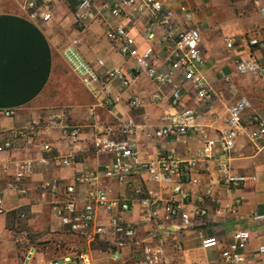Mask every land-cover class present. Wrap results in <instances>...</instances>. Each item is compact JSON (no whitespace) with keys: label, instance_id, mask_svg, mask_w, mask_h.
I'll return each instance as SVG.
<instances>
[{"label":"crops","instance_id":"crops-1","mask_svg":"<svg viewBox=\"0 0 264 264\" xmlns=\"http://www.w3.org/2000/svg\"><path fill=\"white\" fill-rule=\"evenodd\" d=\"M4 2H9L13 8L0 10V133L26 129L34 122L39 123L40 132L35 146L21 142L16 151L0 156V163L9 169L0 181V190L15 179L20 167L31 168L30 174L27 173L28 196L18 197L10 190L5 191L8 213L0 216V264H28L22 256L34 250L24 252L29 234L52 233L59 242L75 246L72 237L63 232L60 222L53 217L52 195L44 193L42 185L54 179L70 183L77 173L85 171L102 175L114 158L112 153L99 152L95 146V139L106 127H115L117 131L128 120H133L136 125L133 134L121 137L116 132L115 138H129L136 145L141 161H152L171 151L188 160L203 148L206 140L219 138L227 129L229 107L239 98L248 97L252 111L264 115L261 78L241 75L236 70V62L240 60L255 59L264 65V47L250 43L252 39L264 43V14L260 11L264 3L260 0H164L175 12L174 25L178 32L191 28L200 30L204 58L200 72L213 90L212 101L200 100L192 85L179 78L184 86L183 105L195 108L200 114L199 132L190 130L179 141L174 136H157L167 125L165 119L176 111L170 101L171 89H166L162 100L155 103L153 96L159 92V87L141 73L132 78L130 87L112 80L102 97L96 99L67 67L66 49L76 42L80 53L91 64L97 65L102 60L108 68L118 67L129 73L137 61L123 56L120 44L111 42L107 33L116 25L126 26L143 53L150 45L145 39L150 24L147 15L114 18L110 12L112 0H93L91 17L85 27L79 28L77 11L73 12L66 0L55 4L50 22L32 20L27 0H0V6H4ZM182 6L187 8L186 13L181 10ZM132 12V9L128 11ZM186 14L191 16L189 20ZM162 32L159 30L158 35ZM229 39L235 42L232 49L227 47ZM165 60V54L158 49L155 64L165 68ZM135 99H140L143 106L132 107ZM5 110L16 111V116L5 118L2 114ZM58 114L63 119L54 121ZM247 120L248 115L229 163L234 175L246 176L250 181L241 188L229 190L220 180L221 153L202 162L193 172L200 183L188 188L194 203H203L209 208V216L198 219L193 228L183 227L180 221L145 224L141 203L132 189H123L114 181L103 179L114 197L126 195L131 199V210L123 218L137 226L139 241L165 240L166 264H223L221 252L233 241L237 230H248L252 234L245 252L247 264H264V257L256 253L264 244V221L253 220L255 215L264 214V147L249 139ZM64 124L80 127L76 141L64 136ZM45 144L51 151L44 150ZM65 158L72 160L71 166L60 165V160ZM137 183H144L165 199L169 197L168 192L146 175ZM209 190L211 195H208ZM79 192L83 197L86 189L82 187ZM239 197L244 198V203L234 215L230 207ZM21 214H26L28 220H22ZM99 219L107 224L108 213L100 212ZM208 237L217 238L220 246L204 249L202 240ZM110 248L109 242L99 243L91 252L94 264H131L137 258L138 250L131 246L115 261L109 255ZM71 252L74 251L67 249L57 257ZM33 256L29 264H33ZM40 256L41 253H37L38 260ZM49 261L46 260V264Z\"/></svg>","mask_w":264,"mask_h":264},{"label":"built area","instance_id":"built-area-1","mask_svg":"<svg viewBox=\"0 0 264 264\" xmlns=\"http://www.w3.org/2000/svg\"><path fill=\"white\" fill-rule=\"evenodd\" d=\"M260 1L264 3V0ZM57 2L58 0H27L29 17L36 22L52 21L53 9ZM93 8V0H81L77 8L79 28L86 26ZM130 9L133 10L131 14L128 13ZM181 10L187 12L184 6ZM260 11L264 14V8ZM110 12L114 18L147 15L150 24L145 39L150 44L149 47L140 53L129 29L119 24L110 28L107 38L111 42L120 44L121 54L135 59L136 66L126 73L118 67L108 68L102 60H99L97 65H93L80 53L77 43L74 42L65 52V58L72 72L96 99L102 97L112 80L117 79L124 87H130L132 78L136 74L145 73L159 87V92L153 96V101L160 102L166 89L169 88L170 101L176 109L165 119L167 125L157 133V136H174L179 141L186 137L190 130L199 132L200 114L195 108L183 105L184 86L179 78L192 85L200 100L212 101L213 90L200 72V65L204 62L200 30L191 28L178 32L174 25L175 12L166 6L164 0H112ZM186 18L189 20L191 16L186 14ZM159 30L163 31L160 35H158ZM234 43L233 39H229L227 47L232 49ZM250 43L253 46L264 47V43L257 39H252ZM158 49L165 54V68L155 64ZM236 70L241 75L259 76L264 85V65L259 61L255 59L237 61ZM131 106L141 107L143 102L135 99L131 102ZM252 110L253 105L248 97L239 98L229 107L227 129L219 138L206 140L203 148L188 160L181 159L171 151L155 160L141 161L136 145L129 138H115L116 132L120 133L121 137L132 135L136 128L133 120H128L117 131L115 127H106L95 139V146L99 152L112 153L114 158L112 163L105 167L102 175L85 171L77 173L70 183L54 179L42 185L44 193L52 195L51 212L60 222L63 232L84 243L81 251L56 257L48 264H94L91 252L94 250V245L102 242L110 243L109 255L115 261L121 258L122 251L126 247L132 246L138 252L137 258L131 264H166L165 240L160 238L148 243L139 241L137 226L123 218L124 214L131 210V199L126 195L114 197L111 189L103 183V179L114 181L123 189H132L141 203L142 220L145 224L180 221L183 227L193 228L198 219L209 216V208L203 203H194L191 189L188 188L200 183L199 179L193 177V172L202 162L215 158L218 152L221 153L223 159L219 165L220 180L229 190L241 188L250 181L246 176L234 175L230 171L229 161L236 152V141L240 132L245 130L243 122L246 115L250 126V129H247L249 139L264 147V115ZM2 114L5 118H13L16 116V111L5 110ZM62 119L63 116L60 114L53 118L54 121ZM62 129L64 136L73 141L80 136L78 125L64 124ZM39 132L40 125L34 122L26 129H13L0 133V156L16 151L21 142H25L29 147L35 146ZM43 148L45 151H51V147L47 144ZM60 165L71 166L72 160L62 159ZM8 171V167L0 163V181ZM30 172V167H20L15 179L7 184L6 189L18 197L28 196L30 191L27 185V173ZM144 175L159 184L169 193V197L165 199L144 183H137ZM82 187L86 189L83 197L79 192ZM6 189L0 190V216L8 213L5 206ZM208 195H211V190L208 191ZM243 203V197L236 198L230 207V212L237 215ZM102 211L108 213L107 224L100 222L99 215ZM20 218L28 220L26 214H21ZM253 220L264 221V214L255 215ZM28 238L26 236V239ZM232 239L229 246L221 252V263L247 264L245 252L252 239L251 232L237 230ZM219 246L220 242L217 238L208 237L202 240L204 249H216ZM33 251L27 253L25 257L28 264L32 261ZM256 253L264 257V244L258 247Z\"/></svg>","mask_w":264,"mask_h":264},{"label":"rangeland","instance_id":"rangeland-1","mask_svg":"<svg viewBox=\"0 0 264 264\" xmlns=\"http://www.w3.org/2000/svg\"><path fill=\"white\" fill-rule=\"evenodd\" d=\"M6 9H12L13 6H11V4L9 2H4V6H0V10H2L3 8ZM29 15V12H28ZM69 69L70 67L67 66ZM71 70V69H70ZM72 71V70H71ZM50 234V233H47ZM47 234H40V235H32L28 238L29 243L27 244V250L24 252L27 253L29 252L31 249H34L33 251V264H46V260H51L57 256H59V254H62L63 252H65V250L69 249V250H73L75 251H81L83 248V241L81 240H77V239H73L75 241V246L74 247H70L68 245L67 242L65 243H61V241L59 242L51 233V235H47ZM70 244V243H69ZM61 248V249H60ZM58 250L60 252H58ZM41 253V256L38 260L37 258V253ZM26 255V254H25ZM25 255L22 256L23 261H25ZM39 257V256H38Z\"/></svg>","mask_w":264,"mask_h":264},{"label":"trees","instance_id":"trees-1","mask_svg":"<svg viewBox=\"0 0 264 264\" xmlns=\"http://www.w3.org/2000/svg\"><path fill=\"white\" fill-rule=\"evenodd\" d=\"M67 3L69 4L70 8L72 9L73 12H76L77 11V8L81 2V0H66ZM31 235L29 234V237ZM94 249L97 248V245H94L93 247Z\"/></svg>","mask_w":264,"mask_h":264}]
</instances>
